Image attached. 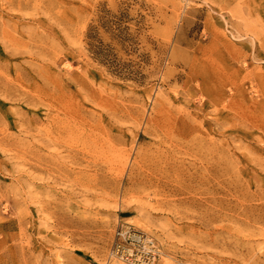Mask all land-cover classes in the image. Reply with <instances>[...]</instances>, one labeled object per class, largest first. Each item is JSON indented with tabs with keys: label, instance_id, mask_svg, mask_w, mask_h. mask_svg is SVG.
Returning a JSON list of instances; mask_svg holds the SVG:
<instances>
[{
	"label": "rangeland",
	"instance_id": "obj_1",
	"mask_svg": "<svg viewBox=\"0 0 264 264\" xmlns=\"http://www.w3.org/2000/svg\"><path fill=\"white\" fill-rule=\"evenodd\" d=\"M123 225L264 264V0H0V264H127Z\"/></svg>",
	"mask_w": 264,
	"mask_h": 264
},
{
	"label": "built area",
	"instance_id": "obj_2",
	"mask_svg": "<svg viewBox=\"0 0 264 264\" xmlns=\"http://www.w3.org/2000/svg\"><path fill=\"white\" fill-rule=\"evenodd\" d=\"M156 249L153 241L142 232L132 226L123 225L115 232L111 257L127 264H153L156 260Z\"/></svg>",
	"mask_w": 264,
	"mask_h": 264
},
{
	"label": "trees",
	"instance_id": "obj_3",
	"mask_svg": "<svg viewBox=\"0 0 264 264\" xmlns=\"http://www.w3.org/2000/svg\"><path fill=\"white\" fill-rule=\"evenodd\" d=\"M122 23H119L117 24V29L119 30V32L123 33L125 31H122V26H121ZM115 25V24H114ZM128 29V28H126ZM124 29V30H126ZM94 54L97 56V58H99V60L102 61V63H104L105 65L107 64V66L115 69V72L119 73V74H123L126 71V67L125 65H122V64H119L116 62L115 58H113V55L111 54V51H109L108 49H98V50H95ZM135 74H137V72H135L134 70H131L128 74L127 77L131 78L133 77Z\"/></svg>",
	"mask_w": 264,
	"mask_h": 264
},
{
	"label": "bare ground",
	"instance_id": "obj_4",
	"mask_svg": "<svg viewBox=\"0 0 264 264\" xmlns=\"http://www.w3.org/2000/svg\"><path fill=\"white\" fill-rule=\"evenodd\" d=\"M89 98H90V100H93L95 103H100V102L104 101L102 95L98 94L94 90H91V92L89 94ZM47 168H48L47 163H42L39 166H36V169L39 171H42V172H47L48 170H50L49 168L48 169Z\"/></svg>",
	"mask_w": 264,
	"mask_h": 264
}]
</instances>
